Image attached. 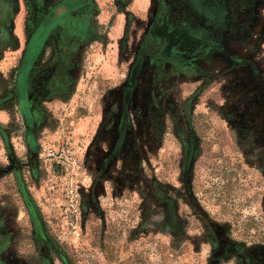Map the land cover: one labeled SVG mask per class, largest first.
<instances>
[{"label": "rangeland", "instance_id": "374dc122", "mask_svg": "<svg viewBox=\"0 0 264 264\" xmlns=\"http://www.w3.org/2000/svg\"><path fill=\"white\" fill-rule=\"evenodd\" d=\"M60 1L0 0V264H264V0H86L29 67Z\"/></svg>", "mask_w": 264, "mask_h": 264}, {"label": "flooded vegetation", "instance_id": "af4514ba", "mask_svg": "<svg viewBox=\"0 0 264 264\" xmlns=\"http://www.w3.org/2000/svg\"><path fill=\"white\" fill-rule=\"evenodd\" d=\"M59 3L60 4L58 6H44L38 18L35 20L36 22L33 24L31 23L33 26L30 34L28 35L27 44L25 46L27 57L26 61L29 67L32 62L39 58L38 56L40 53L48 48V46L56 48L55 51L57 54L59 52V47L63 45L61 43H66L62 47H71V45H68L71 40L70 38L73 37L74 39H77V37L80 36H88L90 28L88 11L90 6H87L88 4L86 0H61ZM36 40H40V45L39 43L36 44ZM128 92L129 91H127V93ZM127 93L123 96V100L125 99L124 102H126L129 94ZM125 115L126 110L123 111L122 117L125 118ZM123 133L124 132L120 129L119 135L121 136L119 137L121 140L124 138ZM188 147L187 143V149H185L188 150ZM115 151L117 153L120 151V148L117 147ZM39 228L38 238L43 241L41 237L43 232ZM43 243L46 244L48 248H51L50 242L47 244L43 241Z\"/></svg>", "mask_w": 264, "mask_h": 264}, {"label": "trees", "instance_id": "16d2710c", "mask_svg": "<svg viewBox=\"0 0 264 264\" xmlns=\"http://www.w3.org/2000/svg\"><path fill=\"white\" fill-rule=\"evenodd\" d=\"M190 1L194 5H196V6H191V8H194L196 13L202 15V18L205 16L204 20L207 25L214 26L219 21L225 19L224 18L225 10L222 7H219L223 3L222 0H190ZM195 42H197V40H195ZM185 148L187 149V146ZM186 149L184 151H186ZM41 235L43 241L48 244L50 241L47 239L44 233H42Z\"/></svg>", "mask_w": 264, "mask_h": 264}]
</instances>
